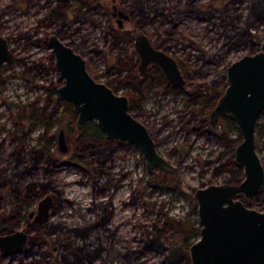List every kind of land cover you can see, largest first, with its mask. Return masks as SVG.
Instances as JSON below:
<instances>
[{"label": "rangeland", "instance_id": "1", "mask_svg": "<svg viewBox=\"0 0 264 264\" xmlns=\"http://www.w3.org/2000/svg\"><path fill=\"white\" fill-rule=\"evenodd\" d=\"M97 1L99 3L95 6L88 0H69L68 21L50 23L44 18L56 0H0V34L9 40L15 53L14 61L0 68V168H5L10 153L16 148H20L24 156L31 148L39 150L51 146L49 152L60 158L57 165L52 163L53 158L50 159L48 166L54 170L47 171L43 161L28 179L51 183L53 187L35 199L33 205L47 194L54 193L57 200L51 223L88 226L101 219L105 225L95 229L89 238L95 246L101 243L106 248L110 244L120 248H139L143 244L142 225H151L166 212L188 226H201L196 189L233 183L228 182L227 177L231 169L238 168L235 150L218 135L224 133L229 139H235L240 130L237 124L236 127H223L222 120L212 128L208 113V121L203 127L205 131H196L194 126L199 120L200 107L193 102L187 103V87L194 81L207 86L210 79L218 77L217 89L222 92L228 67L243 56L260 51L264 45L263 41L259 46H252L254 36L243 33L246 26L256 32V37L264 33V22H249L255 20L252 11L255 0H149L158 11L141 29L129 7L138 0ZM115 2L118 8L131 14V19L124 21L123 28L113 16ZM76 6H82L80 10L85 13L75 15L72 8ZM120 30L132 36V45L126 50L121 45V50L117 51L111 44L114 33ZM141 30L155 47L176 59L187 79L184 87H171L155 66H150L153 69L143 77L137 67L138 85L143 87L144 98L140 102L133 101L135 105L130 108L131 113L146 125L160 153L176 167V172L149 170L136 146L115 139L106 143L105 137L98 145L102 153L89 155L95 167L104 161V170L95 181L90 174L66 161L71 158V149L62 152L59 147V133L63 129L66 142L72 148L80 133L76 123L71 131L73 125L67 114H62L59 120L58 117L44 119L41 116L47 99L55 105L59 97L58 87L64 82L55 68L53 47L45 38L56 33L85 57L99 81L107 83L118 94L136 99L140 91L132 89L131 85L115 88V77L124 74L118 73L115 65L118 56L126 61L130 55L136 54L134 36ZM41 62L44 67H37L36 63ZM65 108L62 105L61 111ZM256 143L264 162V114L257 126ZM223 166L225 169L217 173L216 170ZM153 172V175L166 173L172 181L171 189H153L150 185ZM1 192L0 187V219H3L4 215L12 213L13 208L1 200ZM247 201H250L251 208L264 211L263 193ZM33 205L23 208L21 215L26 216ZM14 218L21 219L16 229H26V218L21 216L19 219L16 213ZM39 231L46 230L44 227L33 229L30 235L36 236ZM199 237L200 231L191 242ZM59 250L60 246L51 237L49 241L36 242L32 249L16 255L6 256L0 250V264H57L55 258ZM163 259L164 254L152 249L135 262L161 264ZM77 264L102 263L97 257L92 262Z\"/></svg>", "mask_w": 264, "mask_h": 264}, {"label": "water", "instance_id": "2", "mask_svg": "<svg viewBox=\"0 0 264 264\" xmlns=\"http://www.w3.org/2000/svg\"><path fill=\"white\" fill-rule=\"evenodd\" d=\"M67 2L68 0H56ZM127 17L125 13H121ZM55 54V66L64 82L58 87L61 99L70 102L77 114V127L84 130L96 121L108 139L127 142L143 154L149 170L175 173L176 167L159 151L145 124L130 111L127 95L116 93L106 83L97 81L88 71L83 56L63 42L56 33L49 36ZM143 75L149 65L160 67L175 87H184L187 79L176 59L156 48L145 33L135 37ZM9 40L0 34V68L14 61ZM264 114V45L247 54L227 69L226 86L210 112L209 124L216 127L225 115H231L242 140L235 148V160L243 167L239 183L211 184L195 191L201 230L189 248L191 264H264V211L248 207L239 196L252 200L264 188V162L257 149L256 130ZM59 147L68 151L65 131L59 133ZM54 194L40 200L35 221L49 224ZM29 234L23 230L0 235V250L15 255L24 250Z\"/></svg>", "mask_w": 264, "mask_h": 264}, {"label": "trees", "instance_id": "3", "mask_svg": "<svg viewBox=\"0 0 264 264\" xmlns=\"http://www.w3.org/2000/svg\"><path fill=\"white\" fill-rule=\"evenodd\" d=\"M130 10L138 15L137 24L141 29H144V23L148 18L154 17L157 13L158 8L154 3L149 0H138L137 4H131ZM75 15L82 13L80 8H72ZM253 14L255 15V20L249 21L250 24L257 22H264V0H255L254 6L252 8ZM84 13V12H83ZM82 13V14H83ZM48 19H60V22H66L67 18H70L68 11L63 7L62 4L56 3L52 10L48 14ZM46 19V18H44ZM68 21V20H67ZM249 24V23H248ZM246 26V24H245ZM245 28L246 32L244 35L254 36L251 38L252 46H259L264 41V33L255 37L256 32L249 29V25ZM249 27V28H248ZM244 29V27H243ZM114 42L112 46L116 45L117 51L121 50V45L124 49H128L132 45V36L126 32H115ZM242 34L240 38H242ZM138 64V57L136 54L130 55L127 61L123 58L117 57V68L118 73L125 72V75L117 77V86L119 88L126 84L134 83L136 79V69ZM43 64H38L41 67ZM225 77V74H223ZM217 78L210 79L207 84L203 85L198 82H191L188 84L187 91L189 92V97L187 98V103L199 104V120L195 123V129L199 132H204L203 127L208 121V113L211 108L216 104L218 97L221 95V91L217 89ZM206 86V87H205ZM213 87V88H211ZM57 89V88H56ZM135 90H139V95L135 99L130 96L131 107L135 104L132 102H140L144 98L143 87L136 85ZM115 90V89H114ZM43 104L41 116L44 119H62V114H67L70 123L73 125L70 130H74V125L76 123L77 115L73 111V106L70 102H67L59 96L55 105L50 99ZM53 104V105H52ZM66 106L65 110L61 111V106ZM51 108V110H50ZM48 110V112H47ZM51 122V121H50ZM50 122L48 125H50ZM223 127H236V122L231 115H226L222 118ZM77 129V128H76ZM75 129V131H76ZM78 131V129H77ZM224 134V133H223ZM219 134V139L229 144L232 150H235L237 144L242 140V134L238 131V137L235 139H229L224 135ZM52 135L51 138H54ZM105 138V134L99 128L97 122L89 121L87 129L79 133L77 138L74 140L72 145L71 158L66 160L70 164L83 169L86 173H91L95 178L100 172H103L104 161H101L100 166H93V161L87 159L90 153H102L99 150L98 145L102 139ZM108 139L105 141L108 143ZM51 146L42 147L39 150L30 149L27 154L22 156L21 149L16 148L10 153L8 157L7 164L5 168H0V187L2 189L1 194L12 206L13 211H18V209L25 205L26 208L33 205L35 199L39 198L41 195L46 194L51 187V183H45L39 180L28 179L29 176L33 174L39 167V164L43 162L46 169L50 172L54 168H49L48 165L52 163L57 165L56 161L60 158H56L51 154ZM47 155V156H46ZM107 159V156L105 157ZM106 161V160H105ZM238 164V163H237ZM225 166V165H224ZM218 168L217 173L221 172L224 168ZM232 172L230 176L227 177L228 182L239 183L244 178L243 167L238 164L237 169H231ZM150 178V185L153 189H164L167 191L171 189V179L166 173L158 172ZM154 176V178H153ZM4 189V190H3ZM264 195V188L260 191ZM243 198V196H240ZM248 206H251L250 201L243 199ZM12 218L0 219V234H5L12 232L18 226L20 220H16L15 213H11ZM96 220L94 224L88 226H72L66 222H57L51 225V230L47 232L40 231L36 236L32 238V246L36 242H45L51 236L56 240L60 246L58 255L55 258L57 264H77L79 262L86 263L92 262L97 257L100 258L102 264H146L144 262H135L139 260L142 255H144L148 250L155 249L156 251L164 254V259L161 264H191L189 258V248L192 244L191 238L196 237L199 234L201 226L192 227L188 226L186 223H181L178 220L168 216L165 212V216L154 221L151 225H142V237L141 240L143 244L141 247H116L114 244H110L109 247H104L101 243L95 246L94 242L89 240L90 236L93 234L95 229L100 228L105 225V222ZM94 246V247H93ZM93 247V248H89ZM105 251V254L103 253Z\"/></svg>", "mask_w": 264, "mask_h": 264}, {"label": "flooded vegetation", "instance_id": "4", "mask_svg": "<svg viewBox=\"0 0 264 264\" xmlns=\"http://www.w3.org/2000/svg\"><path fill=\"white\" fill-rule=\"evenodd\" d=\"M115 1V0H114ZM117 1V0H116ZM69 2V0L67 1V2H58V1H56L55 2V4L56 3H60V4H62L63 5V7L65 8V9H67L70 5H68L67 3ZM88 3L89 4H91V5H95L96 6V3H99L97 0H88ZM54 4V5H55ZM73 6V5H72ZM71 6V7H72ZM83 6V5H82ZM82 6H76L77 8H82ZM68 11V10H67ZM82 12H84L83 10H81ZM125 13V15L127 16V17H124L123 15H121V13ZM85 13V12H84ZM83 13V14H84ZM131 14L134 16L135 15V18L137 17V19H138V15L136 14V13H133V12H131ZM131 14L130 13H128L127 11H125V10H123V9H120V8H118V6H117V2H115L114 3V5H113V16L114 17H116L117 18V22H118V24H119V27L120 28H123L124 27V21H128V20H130L131 19ZM46 19H48V17L46 18ZM137 19L135 20V22L137 23ZM149 19V18H148ZM45 20V19H44ZM48 20H50V18L48 19ZM60 19H51L50 20V23H56L57 21H59ZM60 22V21H59ZM145 23H146V21H145ZM145 23H144V25H145ZM138 25V24H137ZM117 32H119V31H117ZM120 32H125V31H123V30H120ZM126 33H128V32H126ZM139 33H143L142 32V30L141 31H138L137 33H136V35L134 36V38L139 34ZM129 34V33H128ZM149 37V36H148ZM113 38H115L114 37V35H113ZM46 40L48 39L49 40V42H50V39H49V37L48 38H45ZM61 39V38H60ZM135 41V40H134ZM67 44V43H66ZM70 46V45H69ZM111 47L112 48H114V49H116V45H114V46H112V44H111ZM73 48V47H72ZM157 48V47H156ZM74 49V48H73ZM134 49H135V46H134ZM75 50V49H74ZM124 50H126V49H124ZM76 51V50H75ZM77 52V51H76ZM78 53V52H77ZM135 53H136V55H137V57H138V64H137V67H138V70H139V64H140V58H139V56H138V54H137V51H136V49H135ZM80 54V53H79ZM54 56H55V54H54ZM83 58L85 59V57L83 56ZM129 58V57H128ZM15 59V58H14ZM124 60V59H123ZM128 60V59H127ZM126 60V61H127ZM85 61H86V64H87V69H88V71L90 72V74L97 80V81H99V79H98V77H96L94 74V72L91 70V67H90V64L88 63V61L85 59ZM125 61V60H124ZM12 63V62H11ZM6 64H9V63H6ZM38 64L40 65V64H43V65H41V67H39L38 66ZM36 65H37V67H39V68H42V67H44V63L43 62H41V63H36ZM116 69H117V71H118V68H117V59H116ZM150 66H152V65H149L148 66V68H147V70H146V72L143 74V75H141V73H140V70H139V75H140V77H143V76H145V75H147V71L150 69H153L152 67L153 66H155L156 67V69H159L161 72H160V75L161 76H163L164 77V79H165V82H166V84L168 85V86H171V87H175L174 85H172L170 82H169V80L165 77V74H164V72H163V70L160 68V67H158L157 65H153L151 68H149ZM55 68H56V66H55ZM57 69V68H56ZM137 70V69H136ZM119 72V71H118ZM125 72L126 71H124V74L123 75H125ZM136 75H137V71H136ZM185 75V74H184ZM138 75L136 76V79H135V81H134V83H132V84H129V85H131V87H132V89H134V87L136 86V85H138V83H139V78H140ZM115 80H116V82H117V76L115 77ZM99 82H101V81H99ZM141 82V81H140ZM104 83V82H103ZM107 84V83H106ZM108 85V84H107ZM140 85V84H139ZM109 86V85H108ZM117 86V85H116ZM125 86H127V84L126 85H124V86H121V87H119V88H122V87H125ZM110 87V86H109ZM112 88V87H111ZM177 88V87H176ZM178 88H182V87H178ZM113 90H114V88H112ZM224 89H225V87L223 88V90H222V93H223V91H224ZM115 91V90H114ZM116 93H117V91H115ZM222 93H221V95H222ZM220 95V96H221ZM219 96V97H220ZM129 97V96H128ZM129 99H130V97H129ZM219 99V98H218ZM218 101V100H217ZM217 103V102H216ZM216 105V104H215ZM214 105V106H215ZM130 108H131V102H130ZM214 108V107H213ZM213 108H211L210 109V111H209V118H210V112L212 111V109ZM73 111H74V109H73ZM75 112V111H74ZM77 115V114H76ZM226 116V115H225ZM224 117V116H223ZM222 117V118H223ZM222 118L220 119V120H222ZM219 120V121H220ZM96 122V121H95ZM88 124H89V122H88ZM88 124H87V126H86V128L84 129V130H79V128L77 127V119H76V127H77V129H78V132H80V133H82V132H84L86 129H87V127H88ZM217 126V125H216ZM213 128V127H212ZM215 128V127H214ZM65 131V130H64ZM65 137H66V134H65ZM106 137V136H105ZM107 138V137H106ZM76 139V138H75ZM108 139V138H107ZM108 140H111V139H108ZM72 150V148L70 147V145L68 144V151H71ZM67 151V152H68ZM72 152H73V150H72ZM87 159H89V156L87 157ZM100 163H101V161H100ZM93 166H95L94 164H93ZM98 166V165H97ZM100 166V165H99ZM101 166H102V164H101ZM81 169V168H80ZM47 171H49L50 172V170L49 169H46ZM83 170V169H82ZM86 173V172H85ZM87 174H90L91 175V178H92V180H95V181H97V177L98 176H100V174H101V172L99 173V175H97L95 178L92 176V174L91 173H87ZM1 188H3V187H1ZM4 190V189H3ZM48 193V192H47ZM51 194V193H50ZM52 194H54V193H52ZM55 195V199H54V205H53V207H52V209H51V212H52V214H51V218H52V216H53V214H54V210H55V206H56V200H57V195L56 194H54ZM239 198L241 199V200H243L244 199V197L243 198H241L240 196H239ZM1 200H3V202H8L4 197H2V199ZM244 201V200H243ZM40 202V201H39ZM39 202L38 203H36L35 205H33L34 206V208H32L29 212H28V214L25 216V214H23V215H21V212H22V209L24 208V209H27L26 207H25V205H22L19 209H18V211H13L12 210V212L13 213H16V216L20 219L21 218V216H22V219H24V218H26V220H27V222H26V229H23V230H25L28 234H29V241H28V243L26 244V246H25V248H24V250L25 249H27V250H30V249H32L31 248V246H32V238H33V235L31 236L30 235V232L33 230V229H40V228H45V232H49L50 230H51V225L53 224V223H51V218H50V220H49V224H47V225H45V224H41V223H39V222H36L35 221V215H33L32 217H30V214H31V212H37V210H38V206H39ZM246 204V203H245ZM7 205L9 206V204L7 203ZM247 205V204H246ZM32 206V205H31ZM30 206V207H31ZM248 206V205H247ZM248 207H250V206H248ZM29 208V207H28ZM20 216V217H19ZM100 216H101V214H100ZM3 217H9V218H12V216H11V214L8 216H3ZM100 218V217H99ZM21 220V219H20ZM39 226V227H38ZM15 230H19V229H15ZM14 230V231H15ZM13 232V231H12ZM40 232V231H39ZM38 232V233H39ZM9 233H11V232H9ZM37 233V234H38ZM5 234H7V233H5ZM51 239V236L49 237V239L48 240H46L45 242H47V241H49ZM20 253V252H19ZM18 254V253H17ZM16 255V254H15ZM86 263H88V262H86Z\"/></svg>", "mask_w": 264, "mask_h": 264}]
</instances>
